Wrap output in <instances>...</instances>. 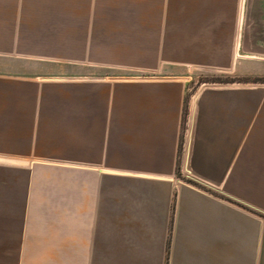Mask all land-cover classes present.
I'll return each instance as SVG.
<instances>
[{
    "label": "crops",
    "instance_id": "crops-1",
    "mask_svg": "<svg viewBox=\"0 0 264 264\" xmlns=\"http://www.w3.org/2000/svg\"><path fill=\"white\" fill-rule=\"evenodd\" d=\"M245 2L0 0V264H264V86L185 74Z\"/></svg>",
    "mask_w": 264,
    "mask_h": 264
},
{
    "label": "rangeland",
    "instance_id": "rangeland-1",
    "mask_svg": "<svg viewBox=\"0 0 264 264\" xmlns=\"http://www.w3.org/2000/svg\"><path fill=\"white\" fill-rule=\"evenodd\" d=\"M246 32L255 53H221L197 55V61L188 60L185 74L191 78L189 94L203 85L234 83L242 86H264V0H246ZM193 57V55H189ZM182 123L179 144L178 173L183 162L184 145L187 141L186 123Z\"/></svg>",
    "mask_w": 264,
    "mask_h": 264
}]
</instances>
